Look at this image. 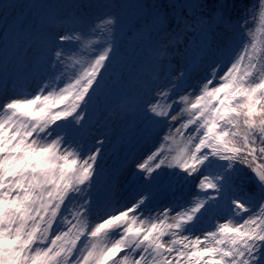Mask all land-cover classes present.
Wrapping results in <instances>:
<instances>
[{"label":"snow or ice","instance_id":"6c2138e0","mask_svg":"<svg viewBox=\"0 0 264 264\" xmlns=\"http://www.w3.org/2000/svg\"><path fill=\"white\" fill-rule=\"evenodd\" d=\"M37 7L42 6L0 0L5 25L10 11L21 10L10 25L16 61L29 69L38 62L42 81L53 77L34 93L9 95L7 86L0 91V264H264V5L261 26L245 32L240 49L214 48L216 26H231L241 38L244 22L229 18L227 0L211 16L202 0H148L141 6L129 37H157L165 82L145 84L153 98L145 93L137 107L139 139L149 140L162 123L171 126L185 114L187 119L176 134L169 127L157 146L138 158L130 153L111 170L109 188L119 184L121 169H131L133 198L124 204H103L95 194L105 171L104 140L85 143L91 135L87 110L116 58L121 6L73 4L71 26L57 31L51 25L39 37L23 15ZM99 9L105 11L93 16ZM82 43L94 55L61 86L55 73L67 71L66 61ZM181 49L184 62L177 70L169 56ZM200 55L209 58L203 67L196 64ZM228 56L224 70L220 61ZM197 67L201 79L190 83ZM159 99L172 103L161 106ZM189 126L195 127L185 136ZM169 142L175 147H166ZM190 179L197 181L194 200L170 201L158 216L145 218L164 183L179 190ZM77 200L69 219V205ZM222 207L232 219L213 223L215 230L203 239L184 235L194 234Z\"/></svg>","mask_w":264,"mask_h":264},{"label":"rangeland","instance_id":"374dc122","mask_svg":"<svg viewBox=\"0 0 264 264\" xmlns=\"http://www.w3.org/2000/svg\"><path fill=\"white\" fill-rule=\"evenodd\" d=\"M13 2H19L24 4H35L42 7L33 9H24L23 15L26 18L25 23L28 28L37 34L47 31V28L54 25L57 31L61 30V27L67 28L71 26V21L74 16V10L70 7L77 3H95V4H118L121 7L118 9L123 17L122 30H118L115 39L116 44V58L108 72L104 73L105 87L100 91L87 110L86 122L87 128L90 130L91 135H86L85 143L92 145L97 139L104 140L103 144V167L105 169L104 174L100 179V183L96 188L95 194L101 199L103 204L115 203L119 201L121 204L128 203L133 198V185L131 184V169L125 166L121 169L120 180L118 185H109V175L111 170L118 165V162L122 161L125 157H128L131 153L132 158H138L141 154L147 152L148 149L157 146L161 141V137L168 134V129L171 127L173 134H176V128L180 123L185 122L187 114L182 120L176 121L171 126L167 123L160 124L152 133L149 140L144 141L139 139L142 132H139L141 127V118L137 111L138 105L145 99V93L148 94L147 98H153V93L150 88L145 87L146 83L153 85L163 84L165 77L160 70V61L163 59L162 49L157 42L155 36H144L143 39L133 40L129 37V28L135 23V19L138 17L141 11V6L148 2V0H13ZM161 2H167V0H161ZM238 2V1H237ZM264 5V0H258L250 9L253 14L247 21L244 22L243 27H240L239 37L234 36L231 29H228L227 39L220 41L215 40L214 45L223 44V46H231L233 49H240L244 41L247 39L245 36L246 31H256L262 24L260 20V13ZM245 0L238 2V7L245 8ZM230 8L232 5L229 6ZM105 9H99L93 12V16L98 15ZM20 9L15 12L10 11L8 18V25H5L0 21V91H3L7 86L9 95L15 92L34 93L41 84L51 83L53 77L48 76L43 81L39 73L38 62L33 64L29 69L27 64L18 63L15 59L14 52L17 45V38L12 31L10 25L12 17L19 15ZM250 13V12H245ZM47 18V23L43 21ZM5 27H8V32L4 33ZM222 29V26H216L215 29ZM227 28V27H226ZM219 35L215 32L214 36ZM86 39L96 40L98 37L89 36ZM194 39V38H193ZM216 46H214L215 48ZM224 47H219L223 49ZM159 58L153 60V56ZM94 55L93 50L86 44H81L77 49V55L71 60L66 61L67 71L63 69L60 72L55 73L57 83L63 86V83L77 76L83 67H86V62ZM171 64L174 68L179 70L183 65V49L180 52H174L169 56ZM209 58L202 55L196 59V64L203 67L204 62ZM231 56L225 57L220 62L224 66V70L229 66ZM80 60L82 64H76V61ZM153 62L152 65L149 62ZM6 65V67H5ZM201 67H197L195 71L191 73L190 83H195L201 79L202 71ZM137 68V70H135ZM221 75L223 72L220 73ZM115 75V76H114ZM215 86V82L213 84ZM129 90V93L133 95L131 98L124 100L125 92ZM182 94L188 95V91L185 90ZM198 94V93H197ZM190 100L195 101V95H190ZM178 100V97H176ZM161 106L166 103H172L171 100L159 99L155 101ZM175 114V112H173ZM2 115V113H0ZM195 126H189L184 130V135L187 136L192 132ZM176 139L179 140L180 136L177 134ZM171 142L166 147L170 146ZM175 147V145H171ZM172 154H175L174 152ZM163 179V177H162ZM197 181L190 179L179 186V190L176 186L168 189L167 184L164 183L163 188L165 190L159 191L155 200L149 207L152 209L151 215L146 214L145 218H155L159 215L158 209L168 204L170 201H176L177 203H183L188 199H195V193L197 192ZM175 193V195H173ZM80 201H73L69 205V212L66 213L71 219V213L75 212L79 207ZM246 218V214H245ZM90 221L92 217L89 218ZM227 219H232L227 213V208L222 207L219 210H215L214 213L207 217L203 224L198 225L194 234L184 233V235H190V238H194L195 235H201L203 239V233L207 231H214L213 223H224ZM242 222V221H241ZM167 239V237H165ZM86 243V241H84ZM203 246V245H202Z\"/></svg>","mask_w":264,"mask_h":264},{"label":"trees","instance_id":"16d2710c","mask_svg":"<svg viewBox=\"0 0 264 264\" xmlns=\"http://www.w3.org/2000/svg\"><path fill=\"white\" fill-rule=\"evenodd\" d=\"M237 1L239 2L240 0H227V4H228L227 15L233 21L239 20V21L245 22L248 19H250V17L253 14L250 7H252V5H254V3H256L258 0H245V3H246L245 8L238 7ZM202 2L205 5V14L208 16H211L212 13L217 10V5L219 4L220 0H202ZM230 5H232L231 8L229 7ZM245 12H250V13L245 14ZM238 30H240V27L238 28ZM159 53L160 52H158V56H153V60H156L159 58ZM152 63L153 62L151 61L149 62L150 65H152ZM135 70H137V68H135ZM124 94H125V97H127L124 100H127L133 96L129 93V90H127ZM245 175H247V173H245Z\"/></svg>","mask_w":264,"mask_h":264},{"label":"bare ground","instance_id":"6f19581e","mask_svg":"<svg viewBox=\"0 0 264 264\" xmlns=\"http://www.w3.org/2000/svg\"><path fill=\"white\" fill-rule=\"evenodd\" d=\"M228 33V31H227V29L226 28H222V29H220V33H219V38H223V37H225V35Z\"/></svg>","mask_w":264,"mask_h":264}]
</instances>
